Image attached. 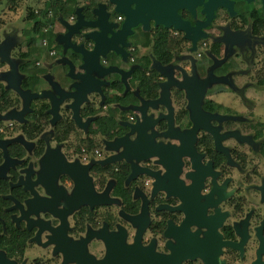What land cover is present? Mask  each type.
<instances>
[{
    "label": "flooded vegetation",
    "instance_id": "af4514ba",
    "mask_svg": "<svg viewBox=\"0 0 264 264\" xmlns=\"http://www.w3.org/2000/svg\"><path fill=\"white\" fill-rule=\"evenodd\" d=\"M59 1L49 48L32 61L44 86L30 92L83 72L72 45L91 50L87 34L104 32L98 63L115 71H92L103 83L79 121L66 101L54 117L47 96L4 119L23 105L0 83L15 101L0 109V264H264V0H215L209 21L208 0L177 8L200 24L195 41L152 17L172 12L170 0ZM119 7L145 21L116 53ZM77 8L89 24L75 29ZM30 37L15 53L23 89L36 83ZM187 49L200 50L193 61ZM54 63L63 77L46 74Z\"/></svg>",
    "mask_w": 264,
    "mask_h": 264
},
{
    "label": "water",
    "instance_id": "95a60500",
    "mask_svg": "<svg viewBox=\"0 0 264 264\" xmlns=\"http://www.w3.org/2000/svg\"><path fill=\"white\" fill-rule=\"evenodd\" d=\"M172 1V12L168 14H160L157 16H152L155 18L156 23H161L165 26H173L174 28L181 29L186 31V33H194V35H188L193 41H195L199 31V23L196 24L194 27H190L188 22H185L181 19V17L176 12V9L179 7H187L190 10L194 8L195 5L201 4L202 0H170ZM215 0H208L204 4V11L207 12V21H209L213 16V9L216 7ZM123 11L126 14V20L123 22L121 29L108 38L111 43L110 47L116 53L122 51L121 46L123 45L122 42L124 37L131 33V27L136 25L139 21L145 19L136 15L132 10H127L123 8H117ZM77 12V21L74 25L76 29L77 26L82 24H89V22L83 21L81 17L80 10H76ZM75 29H71L69 32H73ZM88 37H91V40L94 42V47L91 50H85L81 46L72 45V47L79 51L82 54V64L80 68L83 70L81 73H74L73 66L70 67L67 76L73 82L69 83L66 88H63L59 83L56 82L55 86H53V92H40V93H30L28 90L19 89L15 84L13 85L17 92L21 95L23 102H22V110L19 112V115L16 114H9L3 116L4 119H15L21 120L18 116H20L25 110L28 109V104L30 99L34 97L43 98L45 96L49 97L51 100V112L53 113L54 117L58 114L59 105L66 101L65 107L69 108L72 111V117L79 121V107L80 105L87 99V94L99 91V86L102 85V81L92 76L93 70H99L100 73H106L109 71H115V68L109 67L107 69H102L98 63L99 55H103L106 51L104 45L106 40L104 38V32L101 31L100 36L103 39H99L92 34H87ZM20 86V84H19ZM6 88L11 89L10 86H6ZM136 145L137 143H132ZM148 174V173H147Z\"/></svg>",
    "mask_w": 264,
    "mask_h": 264
},
{
    "label": "rangeland",
    "instance_id": "374dc122",
    "mask_svg": "<svg viewBox=\"0 0 264 264\" xmlns=\"http://www.w3.org/2000/svg\"><path fill=\"white\" fill-rule=\"evenodd\" d=\"M2 3H0V83L6 84V86H10V88L13 90L14 95H18L17 98L20 100L21 104L23 102V99L21 95L17 92L14 84L18 86L17 88L23 89L21 86H19L20 81L22 79L23 74L18 71V64L21 61L20 57L15 56L16 51L20 48L21 43L24 41H27L29 35L34 38L36 41V46L31 49V52L33 54L32 58H28L27 62L29 64V72L33 83L30 88H27L25 90H28L29 92L39 88H42L44 86V81L38 80L40 75L35 74L33 71V65L32 61L33 59H41L42 55L45 54V49L49 48V24L51 19V13L48 12L46 15L47 23L42 28V30L37 33L36 35L30 34L28 32V28L31 25V22L29 19L26 18L27 13L29 10H33L34 12H37L41 8L46 7L45 0H16V6L14 8V12H11V10L8 8L9 4H6V0H1ZM5 4V5H4ZM45 39V43L43 41ZM25 48V47H24ZM200 50L198 49H190L186 50V56L189 57L192 61L194 60V57L196 56L197 52ZM19 52V51H18ZM177 67H179V64L172 63L170 69L176 70ZM52 69L49 70V69ZM47 75L53 76V74L56 75H63L61 74V67L59 63H54V65H50L49 68H47ZM192 71V70H191ZM13 74V77H12ZM69 79V76H65ZM13 78V85L10 84V80ZM33 89V90H32ZM31 93V92H30ZM91 94V93H89ZM36 99V98H34ZM44 100V99H40ZM66 103L61 104V107H63ZM15 120V119H13Z\"/></svg>",
    "mask_w": 264,
    "mask_h": 264
},
{
    "label": "trees",
    "instance_id": "16d2710c",
    "mask_svg": "<svg viewBox=\"0 0 264 264\" xmlns=\"http://www.w3.org/2000/svg\"><path fill=\"white\" fill-rule=\"evenodd\" d=\"M15 1L16 0H6V4H9L8 8L10 10L15 8V6H16ZM0 3H2L1 0H0ZM61 4L62 3L59 0H49L46 2V7L39 9L37 12H34L33 10H29V12L26 15V18L33 21V27L31 29V33L33 35H36L37 33H39L42 30V28L46 25V23H47L46 15L49 11L50 12L52 11L55 14L61 12V10L63 9V6ZM33 40H34L33 37L29 38L28 45H29L30 49H32V47H33V44H34ZM154 51H155V55L158 58L164 57L163 55L166 54L167 52H169V49H167L165 40H163L162 42L158 41ZM14 104H15V101L12 99L11 91H8V90L7 91L4 90L3 92L1 91V93H0V109L9 108L10 106H12ZM67 124H68V121H66L63 124L62 128L65 129L64 126ZM68 127H70L69 124H68Z\"/></svg>",
    "mask_w": 264,
    "mask_h": 264
},
{
    "label": "built area",
    "instance_id": "2783aa9c",
    "mask_svg": "<svg viewBox=\"0 0 264 264\" xmlns=\"http://www.w3.org/2000/svg\"><path fill=\"white\" fill-rule=\"evenodd\" d=\"M44 43H45V39H43Z\"/></svg>",
    "mask_w": 264,
    "mask_h": 264
}]
</instances>
